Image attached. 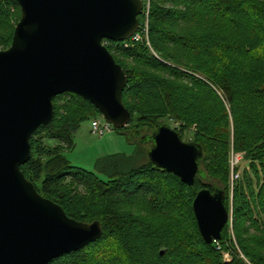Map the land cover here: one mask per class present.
I'll list each match as a JSON object with an SVG mask.
<instances>
[{"label": "trees", "instance_id": "16d2710c", "mask_svg": "<svg viewBox=\"0 0 264 264\" xmlns=\"http://www.w3.org/2000/svg\"><path fill=\"white\" fill-rule=\"evenodd\" d=\"M159 3L186 11L165 10ZM12 12L18 17L9 22ZM149 12L147 39L157 58L144 43L123 48L111 42L107 47L128 77L122 102L130 122L113 130L129 142L152 147L149 137L165 119L178 121L183 129L192 126V143L203 154L198 160L200 174L189 187L148 158L147 163L134 166L138 149L128 157L97 159L93 171L71 165L63 148L49 147L44 140L71 149L81 123L101 114L77 95L57 96L51 121L31 135L30 159L20 171L41 197L59 205L70 219L98 221L102 235L49 264H248L236 255L226 226L220 240L205 243L192 211L194 197L202 189L223 191L228 211L230 150L242 153L247 161L233 189L236 239L241 246L247 242L240 223L256 231L264 229V0H151ZM188 12L189 21L207 27L205 32L172 30ZM19 15L16 0H0V27L7 32L6 39H0V50L10 45ZM115 54L133 60L135 67ZM181 59L186 64L179 63ZM186 71L201 74L203 80ZM176 132L181 139L182 129ZM74 184L83 186L87 198L70 197L67 190ZM139 205L146 207L149 218L133 214ZM256 243L264 248V242ZM241 250L249 264H264L248 247ZM224 251L233 255L230 262L223 263Z\"/></svg>", "mask_w": 264, "mask_h": 264}, {"label": "water", "instance_id": "95a60500", "mask_svg": "<svg viewBox=\"0 0 264 264\" xmlns=\"http://www.w3.org/2000/svg\"><path fill=\"white\" fill-rule=\"evenodd\" d=\"M20 19L0 50V264H49L98 240V221L77 222L41 197L20 167L30 138L53 117L64 93L88 101L113 129L130 122L122 94L128 77L103 40L129 39L139 29L142 0H16ZM148 160L189 187L202 149L162 125L149 137ZM223 191L200 190L192 202L200 238L218 241L229 214Z\"/></svg>", "mask_w": 264, "mask_h": 264}, {"label": "rangeland", "instance_id": "374dc122", "mask_svg": "<svg viewBox=\"0 0 264 264\" xmlns=\"http://www.w3.org/2000/svg\"><path fill=\"white\" fill-rule=\"evenodd\" d=\"M158 5H161L162 9H165V10H171V11L175 10L178 12L184 11V13L186 11L185 8H182L180 6L177 8L176 5H171L170 3H159ZM150 8H151V0L149 1V9L146 14L147 17L145 18V15L142 16L144 22L145 20L147 21V26H148ZM195 10L197 9L195 8ZM11 15L13 16L11 20H9V22H12L13 21L12 19H15V17H18V14L16 12L15 13L12 12ZM190 16H191V13L188 12L186 13V15H184L185 20L180 21L174 25L170 24L169 22H167V24L169 26L173 25L172 30L181 31V33L183 32L191 33L195 29L199 30L200 32L201 31L205 32L207 27L197 26L195 23H192L193 21H189ZM19 19H20V15H19ZM197 20L198 19L196 18L194 22H196ZM15 25H14V28H15ZM183 34H186V33H183ZM6 37H7L6 30L3 27H0V39H6ZM0 47H3V46L0 45ZM149 49L152 51L151 47ZM152 54L156 56V53L153 51H152ZM115 57H117L122 63H124L125 65L127 64L130 67H135L136 65L134 64V61L131 59L125 58L123 56H119L117 54H115ZM181 60H179L178 62L182 64H186L184 60L182 61ZM186 72L193 75V77H198L199 79L203 80V77L201 76V74L197 75L192 72H188V71ZM183 86L188 89L191 87V85L189 84H185ZM225 109L229 115L228 107L225 106ZM97 120H99V122L102 124L105 123L104 119L101 116L90 117L87 121H84L83 123H81L80 127L73 135L74 145L71 149L63 146L61 143H58L57 141L52 140V139L44 140V144L49 147L57 146V147L63 148L62 150L64 151V156L69 161V163L73 166L83 168L85 169V171L86 170L93 171V166L97 159L99 161V159H103L107 155H123V156L128 157V156H131L134 153V151H136L137 149H138V155H136L137 159L134 162V166H139V165L147 163L148 161L147 157L144 155L146 154L147 151L151 149L150 144L147 143L144 145H138L136 141L129 142L127 138L125 137V135H121L115 132L113 130V127L110 125H109L110 126L109 129L105 130L102 136L95 135L92 133L91 124L93 123V121H97ZM229 120H230V125H231L230 128H232V124H231L232 122H231L230 115H229ZM163 124L174 131L180 132V130L182 129L183 132L181 135V140L184 143H189V142L192 143L194 133H195L193 131V128H191L192 126L186 129H183L184 125L170 118L165 119ZM143 134H145V132H141L142 136ZM231 138H232V129H231ZM142 141H145L144 138L142 139ZM140 153L143 155H141ZM243 156L245 155H243L242 153L237 154V153H234L232 150H230L229 159H228V163H229V190H228L229 219L226 225V234L231 240V245L235 249L236 255L239 256V258L245 260L249 264L246 256L243 254L241 250V247H248L250 249V252L254 253L256 257H261L264 259V248L260 247L259 244L256 243V241L259 242L260 244L264 242V229H259L256 231L254 230L255 228L250 227L247 223L245 225L240 223V226L242 227L241 228L239 227V228L243 229L241 230L242 239L247 242L246 243L243 242L241 246V244H239V240L236 239V236H235V232L233 229V222H234V210H235L236 196L233 192V189H234L236 182L241 179L242 172L245 169V166L247 165V161L243 159ZM128 166H132V165L130 164ZM67 187L68 185H66V188ZM69 189L70 190H67V191L70 197L87 198L88 194L87 192H85L83 186L79 184L78 185L74 184L73 187L70 186ZM132 211L134 212L133 214L136 215L140 219L149 218V216L146 213V207H144L143 205H139L135 207L134 209H132ZM247 227H250V228L247 229ZM232 256L233 255L229 251H224L222 253L223 263L230 262L232 260Z\"/></svg>", "mask_w": 264, "mask_h": 264}, {"label": "built area", "instance_id": "2783aa9c", "mask_svg": "<svg viewBox=\"0 0 264 264\" xmlns=\"http://www.w3.org/2000/svg\"><path fill=\"white\" fill-rule=\"evenodd\" d=\"M143 1V9H142V15H145V18L147 17L146 14H147V11L149 9V1L150 0H142ZM139 29L134 33V35H132L129 39H127L126 41H123V42H119V44L122 45L123 48H129L133 45H136V44H141V43H144L146 44L147 48L149 47L150 48V44H149V40L147 39L148 38V26H147V21L145 20L144 24L143 25H139ZM102 45L107 48L108 46L111 45V41L109 40H103L102 42ZM109 125L104 123H100L99 120L97 121H93V123L91 124V130H92V133L95 134V135H99V136H102L104 134V131L109 129ZM216 242V241H214ZM218 245V244H217ZM218 249H219V246H218ZM226 260V259H224Z\"/></svg>", "mask_w": 264, "mask_h": 264}]
</instances>
